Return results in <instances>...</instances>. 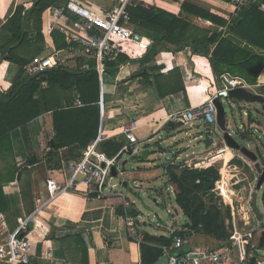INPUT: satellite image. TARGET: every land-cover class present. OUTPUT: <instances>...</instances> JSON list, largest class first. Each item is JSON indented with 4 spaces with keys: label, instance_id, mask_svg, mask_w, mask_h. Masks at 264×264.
I'll return each instance as SVG.
<instances>
[{
    "label": "crops",
    "instance_id": "obj_1",
    "mask_svg": "<svg viewBox=\"0 0 264 264\" xmlns=\"http://www.w3.org/2000/svg\"><path fill=\"white\" fill-rule=\"evenodd\" d=\"M30 1L32 0H0V31L6 21L15 12L17 6L28 4ZM113 2L114 0H61L59 4L54 6L65 8L67 14L61 18V22L69 23L73 19H79L82 15L81 13L84 12L91 13L92 17L102 16V12ZM134 2L145 9L158 8L177 16L188 17L201 29H210V31L221 29L222 27L210 20L184 11L182 7L185 2L210 10L214 15L224 19L227 22L226 26L236 18L233 0H134ZM261 6L264 11V1L261 3ZM52 22L51 8H49L42 15L41 29L44 36V50L39 55L50 53L47 47L48 44L56 48L54 43L55 31L51 30ZM131 26L150 38L152 32L133 23ZM226 26L223 28V36L225 38L243 47L246 51L264 58L263 49L242 38ZM215 46L211 47L209 55L195 53L193 51L194 48L189 44L176 50L173 46H169L170 49L163 47L146 64L132 65L131 63L123 65L115 75L102 74V96L99 102L102 118L99 135L104 136L105 140H116L117 142L127 144L128 141L123 134V128L130 121L136 120L137 127L135 133L138 142L139 140L151 142L155 136L165 135L166 137H171L174 140V144L175 141L181 143L184 140L182 133H184L185 125L179 127L176 122L174 123L175 128L172 130L167 129L166 125L171 122L170 116L172 114L205 102L215 92L216 88L222 86L221 79L212 67L210 59ZM67 48L64 47L62 49ZM161 63L166 66V69L162 71L164 74H168V72L174 69L180 71L181 77L178 80L183 84L184 89L178 93L163 97L155 84L147 82L143 76L138 75L143 69H148V71L152 72V67L158 66ZM131 66L133 67L130 69ZM17 72L18 66L15 63L2 61L0 56V93L7 91L11 87ZM261 73L256 85L251 86L245 80L250 89L255 92H258L259 86L264 85V80L262 81L264 71ZM136 74L138 75L137 77H132V75ZM153 80L154 77H151V81ZM49 95L51 96L49 98L50 104L59 101V98L54 97L53 93ZM74 97V106H81L82 103L77 97V92L74 93ZM252 128H255V124L249 119V126L245 125L243 128H237L235 131L231 128V134L236 133L242 138H251L253 135ZM247 131L250 134L246 133ZM11 134L14 155L18 165L24 163L27 157L33 153H38L41 159V163L36 168H33L31 173L36 208L33 213L34 215L30 216L32 218H30L28 223V231L24 233L25 237L32 244L33 264H79L78 261L81 255L74 253L72 247L76 246V242L71 239L77 235H82L83 242L88 248L89 264H147L145 261L154 259L155 255L152 257V252L147 251L144 253L142 245L130 237L125 219L118 213L119 206L121 204L123 206L124 202L127 201L130 203V206L134 205V208L140 212L141 217L143 212L136 206V200H131L129 197L126 198L123 194L120 195L118 193L110 194L106 197H98L93 193L90 194L87 191V186L80 178H75L65 170L68 161L78 155L75 153L71 154L70 151L65 150L54 153L53 157L49 156L52 151L49 147L50 142L52 145L57 144L52 142V139L55 138L52 111H48L26 125L15 129ZM179 149H185L183 157L178 155ZM229 150L231 148L226 153L224 151L222 159L228 167L230 165L232 167L233 165L229 160L233 161L234 157H237L240 152L236 150L237 153L232 154L231 157ZM209 151L211 152L212 150L207 149L204 152L189 153V151H186V148L179 146L178 150L174 151L173 154L176 163L179 164L180 161L183 163L186 159L189 160L195 156L199 157L205 153L208 154L210 153ZM261 159L264 160V157ZM149 163L151 164V162ZM233 164L234 167L232 168L235 172L238 167L235 163ZM4 166L0 163L1 168ZM179 166L185 165L181 164ZM262 167L264 169L263 165ZM139 171L141 174L144 173L142 169ZM49 179L56 181L62 186L68 183H73L75 186L72 189L65 190L54 199H50L47 187ZM122 183L123 181L120 182L121 185H123ZM3 187L6 190L9 212L3 213L0 211V214L7 216L11 232L18 227L17 218L19 216L28 217V213L21 195L19 183H8ZM221 190L224 195H228L225 183H222ZM36 198L41 199L44 203V206L39 210H37ZM228 199L231 200V195L228 196ZM162 206L167 214L171 215L169 209L165 205ZM159 215L157 214L158 217ZM172 219L170 225H164L163 221L158 222L159 225H156L157 229H153L152 227L150 229L147 228L149 227L147 223L138 219V228L145 236L146 247L159 248L160 245L171 238L176 230L182 229L183 225L175 228L173 225L174 217ZM257 235L258 233L255 235V239H258ZM200 236L202 237V235ZM194 237L196 238L197 236L193 235L192 239H195ZM220 243L212 245H220ZM193 245L197 246L196 244ZM200 245H203V243ZM47 251L51 252V257L42 259L41 254ZM163 256L165 255L159 257L153 264H162ZM256 260L264 264V259L257 258L256 256Z\"/></svg>",
    "mask_w": 264,
    "mask_h": 264
},
{
    "label": "trees",
    "instance_id": "obj_2",
    "mask_svg": "<svg viewBox=\"0 0 264 264\" xmlns=\"http://www.w3.org/2000/svg\"><path fill=\"white\" fill-rule=\"evenodd\" d=\"M60 1L32 0L28 4L19 5L0 31L1 60L15 63L18 66V72L11 87L0 93V161L5 162V166L0 167V211L3 213L9 212L6 190L3 186L18 182L27 215L28 217L34 215L36 207L31 173L33 168L41 163L38 153L30 154L21 165L10 161L11 157L15 158L12 131L48 111H52L55 137L59 142L54 145L50 142L49 147L52 151L49 156L51 157L54 153L65 150L79 156L93 140L98 138L100 133L102 118L99 104L102 96L101 74L94 60L91 61L90 70L81 69L86 57L80 54L63 66L50 69L40 76H30L25 72L26 64L44 50V36L41 29L42 15L45 10L59 4ZM263 1L249 0L232 23L227 26L224 19L214 15L210 10L187 2L183 4L184 11L210 20L222 27L213 31L201 29L188 17L177 16L158 8L145 9L134 2L128 7L132 23L152 32L150 38L154 44L142 57H135L124 51L114 60H105L104 75H115L123 65L133 62L141 61L146 64L163 47L170 49L169 46H173L176 50L189 44L194 48L195 53L209 55L211 47L216 45L210 59L212 67L219 77L228 72L233 76L243 78L251 86L256 85L261 72L264 71V58L246 51L243 47L225 38L223 28L226 26L264 50V11L261 6ZM54 43L57 49L69 46L64 36L58 31L54 32ZM165 69V64L161 63L152 67V72L143 69L138 74L143 76L147 82L155 84L163 97L184 89L183 84L178 80L181 77L180 71L174 69L168 74H164L162 71ZM138 75H132V77ZM151 77H154L153 81H151ZM257 91L264 94V85L259 86ZM75 92L82 103L78 107L73 104ZM51 93L54 94V97L59 98V101L50 104L51 96L49 94ZM174 123L176 122H169L166 125L167 129L175 128ZM177 125L184 126L180 122H177ZM123 146L124 143L116 140H103L99 145L101 150L110 157L117 154ZM131 151L132 148H130ZM230 152L231 150H229ZM136 156L134 155V157ZM260 158L262 157L260 156ZM140 159H142L141 156ZM234 159L235 162H242L239 158L236 159V156ZM261 162L264 166L263 159ZM179 165L181 164L165 167V175L174 188L176 203L181 208L186 221L181 227L182 229L176 230L171 238L162 245H170L175 235L192 237L195 233L218 237L219 231H221L224 234L222 239H227L230 234L225 235L226 229L222 224L224 223L221 214L223 204L218 189L219 182L221 188L222 183H225V167L221 170L217 163H211L203 168ZM238 177L227 172L228 184L234 189L241 187L244 182ZM226 189L228 195L225 197L228 198L230 192L227 187ZM94 195L97 196V194ZM118 213L125 217L124 205L119 206ZM128 213L135 218L138 226L140 212L134 208V205H131L128 208ZM251 222L253 225V220ZM157 225L159 224L157 223ZM250 227L246 226L245 229ZM71 239L76 242V246L72 247L74 253L81 255L78 263L89 264L88 248L83 242L82 235L74 236ZM145 243L146 240L141 244L144 253L149 251L152 252V257L155 255L154 259L145 262L153 264L164 255L162 245L159 248H151L146 247ZM218 246L213 245L212 247ZM193 248L199 247L194 246L193 243L186 244L183 247V252ZM256 261V257H254L252 264H256Z\"/></svg>",
    "mask_w": 264,
    "mask_h": 264
},
{
    "label": "built area",
    "instance_id": "obj_3",
    "mask_svg": "<svg viewBox=\"0 0 264 264\" xmlns=\"http://www.w3.org/2000/svg\"><path fill=\"white\" fill-rule=\"evenodd\" d=\"M249 0H233L235 13L238 15ZM134 0H114V2L102 12V16L92 17L89 12L81 13L79 19H73L69 23L61 22V18L67 14L64 7L53 6L51 15L53 22L52 31L60 32L66 42L67 49H57L48 44L50 53L33 57L25 66V72L30 76H40L42 73L63 66L70 59L73 60L80 54L85 55L86 61L81 65L82 70L91 69V61L96 62L100 74H104L105 60H114L124 51L132 55L136 50L140 51L139 57H142L154 44L153 40L139 31L135 30L132 24V16L128 10ZM132 47V48H130ZM222 86L215 89V92L203 103L182 111H178L170 116L173 122L183 124H192L196 120H205L210 127L206 134L213 138V134H220V126L217 121V106L214 103L215 98H229V91L239 86L250 88L245 80L239 76L225 72L220 76ZM78 97V94H77ZM137 121L133 120L123 128L128 143L115 154L108 156L99 147L100 142L105 137L99 135L83 151L82 154L74 157L65 166V170L72 173L75 178H80L88 188H96L98 197H106L115 194L110 185L112 179V168L118 167L120 158L126 153L131 156L140 153L138 147L130 148L138 143L135 133ZM223 142V141H222ZM229 148L224 142L213 149L208 156H195L186 161V166L190 168H203L211 163H217L222 159L224 150ZM230 149V148H229ZM191 161V162H190ZM73 183L65 186L49 179L47 187L50 193V199L74 188ZM230 191L229 187H227ZM91 189V188H90ZM220 194L225 197L218 185ZM118 194L122 195L121 192ZM37 200V210L44 206L41 199ZM126 210L125 222L130 237L139 244L145 242L144 234L136 225L135 218L128 213L130 203L125 201ZM31 217L19 216L17 218L18 227L9 230V222L5 215L0 214V264H33L32 244L24 233L28 231V223ZM260 221L258 220L257 227ZM258 232L256 228L245 229L237 228L236 218H233V229L229 237L223 240L218 247H199L183 252L186 244L192 243L190 236L175 235L170 245H162L161 248L167 257V264H252V259L256 257V252L252 248L254 235ZM51 257V252H43L42 259ZM256 264H261L259 261Z\"/></svg>",
    "mask_w": 264,
    "mask_h": 264
},
{
    "label": "rangeland",
    "instance_id": "obj_4",
    "mask_svg": "<svg viewBox=\"0 0 264 264\" xmlns=\"http://www.w3.org/2000/svg\"><path fill=\"white\" fill-rule=\"evenodd\" d=\"M139 54L140 51L136 50L133 55L137 57L139 56ZM141 63V61L133 62L132 65ZM132 67L133 66H131L130 69ZM222 103L226 108L228 123L234 131L237 130V128H243V126L245 125L249 126V119H253L252 123L255 124V128H252L253 135L251 138H242L236 133L233 134V137L241 145L249 147L250 149L254 150L259 156L264 157V112L261 111V105L258 103L251 104L250 108L248 107L250 105H247V103L232 98L222 99ZM184 125L185 129L183 130L184 133H182L184 140L181 141V143L175 141L174 144V140L171 137H166L165 135L155 136L154 140L151 142L139 140L136 145L132 146V149L134 147H138L140 149V153L136 157H134L131 156L130 153L126 152L120 158L118 167H116L118 171L117 176L113 175V168L115 166L112 168V179L110 181V185H115V189L111 188V190H113L115 194L121 192L126 198L129 197L131 200H136V206L143 212L142 216L139 218V221L146 222L147 226H149L147 228L149 229L151 227L153 229H157L158 227L156 225L161 221H163L164 225H170L173 220L172 217H174L173 225L175 228H179L186 221L181 208L176 203L174 188L172 190L171 184L169 183L165 175V169L167 168V166H174L178 164L176 163L173 152H176L179 146H183L184 148H186V151H189V153L204 152L207 149H216L219 144L223 143L221 137L218 134L214 133L213 136L215 144L213 143L212 145L207 146L206 139L209 138V135L206 134V130L210 127V125H208L205 120H196L192 124ZM247 133L250 134L249 131H247ZM146 149L150 151L149 158L147 157V160H142L140 159V156L143 150ZM184 150L185 149H179L178 155H181L180 157H183ZM231 151V157L232 154L237 153L236 150L231 149ZM208 154L205 153L202 156H208ZM238 158L242 160V162H235V159H233V161L229 160V162L233 165L232 167H234L233 163L237 165L238 169H236L235 172L231 165L229 167L226 165L223 159H219L217 161V164H219L221 170L223 167H225V185L226 187H229V194L231 195V200L221 195L223 204V207H221V214L224 219V223L222 224L226 229L225 235L229 234L233 229L234 217L236 218L237 228L241 229L246 226H251L249 229L256 228V230H258L257 233H260V225L259 227L255 225H257L258 220L260 222H264V185L260 189L257 188V182L260 174L255 171V162L249 160L245 156H242L240 153L239 155H237L236 159ZM186 160H184L183 163L182 161H180L179 164H183L186 166ZM10 161L15 163L16 158L13 159V157H11ZM149 162H151V164ZM0 163L1 165H5V162ZM140 169H142V172L147 173L141 174L139 171ZM227 172H231L235 176H239V179H243L244 182L242 183L241 187L234 189L228 184ZM121 181H123V183L125 181L129 185H121ZM90 188L87 187V191L90 194H96V188ZM254 193H258L257 207L262 216L261 218L255 212L252 206ZM162 205H165L167 209H169L171 215L167 214ZM157 214H160L159 217L157 216ZM252 220L253 225L251 222ZM198 235L199 234L195 233V236L197 237H194L195 239H192L193 244H196L197 247L202 243L203 245H200L199 247H212V244L222 242V238H224V234L221 231H219L218 237L209 235H202L201 237V234L199 236ZM255 235L252 238L254 239L252 248L254 249V253L256 252L257 258L259 257L260 259H264V247H258L259 241L257 238L255 239ZM161 263L167 264L166 256L162 257Z\"/></svg>",
    "mask_w": 264,
    "mask_h": 264
},
{
    "label": "water",
    "instance_id": "obj_5",
    "mask_svg": "<svg viewBox=\"0 0 264 264\" xmlns=\"http://www.w3.org/2000/svg\"><path fill=\"white\" fill-rule=\"evenodd\" d=\"M229 98L245 102L247 105H250L248 107L251 108V104H260L261 105V111L264 112V94L255 92L254 90H251L250 88L245 87H237L234 89H231L229 91ZM214 103L217 106V121L218 125L220 126V134H218L220 137L222 136V141L231 149L238 150L243 156L248 158L249 160L255 162L254 166L256 168V171L258 174H260V177L257 182V188L260 189L264 185V169L260 162V156L254 151L251 150L249 147L241 145L231 134V126L228 123L227 116H226V108L222 103V100L217 97L214 100ZM251 117V116H250ZM213 138L209 137L206 139L207 146H210L212 143ZM52 142L58 143V138L55 137L52 139ZM149 150H143L141 154L142 159H146L148 157ZM125 165V163H124ZM118 171L116 167L113 168V175L117 176ZM124 186H127V182L124 181ZM257 199H258V193L253 194L252 199V206L255 210V212L259 215L261 218L260 211L257 207ZM261 232L258 233V247H264V222H260ZM257 233V232H256Z\"/></svg>",
    "mask_w": 264,
    "mask_h": 264
},
{
    "label": "bare ground",
    "instance_id": "obj_6",
    "mask_svg": "<svg viewBox=\"0 0 264 264\" xmlns=\"http://www.w3.org/2000/svg\"><path fill=\"white\" fill-rule=\"evenodd\" d=\"M264 80V73H263V76H262V81ZM229 148H226L224 151L225 153L228 151Z\"/></svg>",
    "mask_w": 264,
    "mask_h": 264
}]
</instances>
